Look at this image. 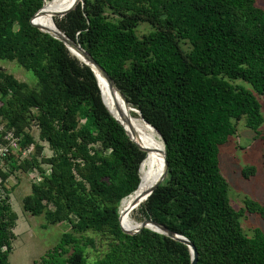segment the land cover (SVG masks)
Wrapping results in <instances>:
<instances>
[{
	"label": "trees",
	"instance_id": "1",
	"mask_svg": "<svg viewBox=\"0 0 264 264\" xmlns=\"http://www.w3.org/2000/svg\"><path fill=\"white\" fill-rule=\"evenodd\" d=\"M44 4L0 0V58L31 70L42 85L33 88L0 68V124L15 127L23 146L36 145L32 159L12 158L9 172L0 170V264H10L19 219L6 181L33 167L44 180L33 182L25 210L72 226L36 264H191L183 242L146 227L123 230L120 203L141 185L148 152L125 132L102 92L104 103L92 68L34 24L42 26L36 15ZM57 9L59 29L94 57L122 100L161 135L167 175L143 203L144 194L138 196L143 216L188 237L197 264H264V230L244 233L243 213L231 204L221 169V147L240 122L256 131L264 123L253 91L264 95V8L257 0H72ZM42 21L51 28L44 10ZM143 22L154 29L141 36ZM31 119L53 151L50 174L38 159L43 147L25 131ZM246 205L264 216V205L251 199ZM88 231L109 237L92 261L86 252L96 241L84 236Z\"/></svg>",
	"mask_w": 264,
	"mask_h": 264
},
{
	"label": "rangeland",
	"instance_id": "2",
	"mask_svg": "<svg viewBox=\"0 0 264 264\" xmlns=\"http://www.w3.org/2000/svg\"><path fill=\"white\" fill-rule=\"evenodd\" d=\"M257 4L264 8V0H257ZM55 10L57 13L58 9ZM109 15L115 18L119 17L114 13H109ZM152 29L154 27L150 22L140 23L137 27L141 36ZM184 48H188V44H184ZM0 68L14 74L18 79L28 83L33 88L38 90L42 88L34 73L16 61L0 58ZM235 82L242 83L252 89L251 85L245 80H236ZM253 91L262 104L264 115V95L258 94L255 90ZM34 112L32 111L31 115H34ZM25 131L31 133L35 138V142L43 147L37 151L42 166L51 168L48 158L53 155V151L47 141L40 139V131L35 119H31ZM236 133L221 147V169L229 182L228 194L231 204L236 210L243 213L240 218L243 231L246 235L252 237L256 229L264 230V216L260 213L250 212L246 205L248 199L264 205V123L259 131H256L247 127L245 120H242ZM157 134L160 136L159 132ZM250 167H254L255 172L245 175L243 170ZM6 184L12 190L13 207L19 215L15 228L17 237L14 240V251L10 255V264H36V261L40 260L50 248L60 242L63 233L71 230L72 226L67 220L50 223L44 214L33 215L25 210L23 201L31 193L33 184L27 169L21 168L17 172L11 173ZM144 200H142V203ZM122 204L123 201L120 203V211ZM140 208V204L134 206L131 217L142 222L146 218ZM84 236L95 239L96 244L94 246L89 245L86 253L89 260L97 259L103 254L102 252L106 248L105 244L109 241L107 233L88 231L84 233Z\"/></svg>",
	"mask_w": 264,
	"mask_h": 264
},
{
	"label": "bare ground",
	"instance_id": "3",
	"mask_svg": "<svg viewBox=\"0 0 264 264\" xmlns=\"http://www.w3.org/2000/svg\"><path fill=\"white\" fill-rule=\"evenodd\" d=\"M70 1L72 0H66V1L65 0H46L45 7H44V13L49 22L50 27L53 30L47 27L43 23L42 21L43 11L40 14L42 26L48 30L59 33V28L53 17V11L60 6L64 7ZM71 47H72L71 48L72 51L76 55L84 59L85 55L80 49L75 48L74 46H71ZM100 85H101L102 92L112 112L114 113V115L122 122V124L125 125V127L126 125L131 124L137 130H139L144 140L136 132H134V129L132 128V126L130 128L131 131L129 132L131 133L133 137H135L138 141L143 143L149 149L147 162H146V172L144 174L145 177L141 185L139 186V188L135 192H133L130 196L126 197L123 200V204L121 208V214H122L121 220L123 219L125 222L129 224H133L132 226H128L122 220L123 226L127 229H134L136 227H139L141 222L131 217V214H132L131 212L133 209L132 206L136 203L138 196L144 194L143 195V199H144L148 195V192L151 190L156 180L163 174L165 170V156L159 149L160 136L157 134V132H156V135H157V142H156L155 128H153L150 124H148L135 111V109L131 105L123 102L118 90L116 88H112L107 79H104V80L102 79V81L100 80Z\"/></svg>",
	"mask_w": 264,
	"mask_h": 264
},
{
	"label": "water",
	"instance_id": "4",
	"mask_svg": "<svg viewBox=\"0 0 264 264\" xmlns=\"http://www.w3.org/2000/svg\"><path fill=\"white\" fill-rule=\"evenodd\" d=\"M46 1V0H45ZM44 7H45V4L44 6L40 9V11L37 13L36 15V18H38L40 16V14L42 13V11L44 10ZM72 7V6H71ZM71 7H69L68 9H65V11H63V13L65 12H68L69 9H71ZM34 24H36L37 26H39L42 30L50 33L51 35H53L54 37L60 39L61 41H63L65 43V45L68 47V49L72 52V47L71 46H74L75 48H78L80 49L85 57L84 59H81L79 58L82 62H84L85 64H87L88 66H90L92 68V71H94L97 79H98V83H99V86H100V89H101V85H100V80L102 81V79H107L110 83V86L112 88H116L118 90V92L121 93L120 89L118 88V86L116 85V83L114 82V80L109 76V74L105 71V69L94 59V57L86 50L82 47V45H80L78 42H76L75 40L71 39L70 37H68L64 32H62L60 29H59V33H56V32H53L51 30H48L44 27H42L37 21L34 22ZM59 28V27H58ZM73 54V53H72ZM101 94H102V89H101ZM102 98H103V94H102ZM125 100V103L126 104H129L128 101L124 98ZM103 101H104V98H103ZM105 103V101H104ZM106 104V103H105ZM130 105V104H129ZM107 106V105H106ZM108 108V107H107ZM134 108V107H133ZM135 111L143 118L141 112L134 108ZM110 111V110H109ZM111 112V111H110ZM112 113V112H111ZM113 115V114H112ZM114 116V115H113ZM121 124L122 122L116 117L114 116ZM144 119V118H143ZM145 120V119H144ZM146 121V120H145ZM147 122V121H146ZM148 124H150L149 122H147ZM151 125V124H150ZM122 126H124L125 128V132L128 133V135L133 139L131 133L129 132V130L125 127L124 124H122ZM153 128H155L153 125H151ZM156 132L158 131L156 128H155ZM161 136V135H160ZM134 140V139H133ZM135 141V140H134ZM142 149H144L145 151L148 152V148L145 147V146H142L141 144H139L137 141H135ZM164 143V141H163ZM165 145V144H164ZM165 170L163 172V174L156 180L155 184L152 186L151 190L148 192V195L146 198H148L152 192L158 188V186L164 181V179L166 178V175H167V170H168V159H167V153H166V149H165ZM144 162V161H143ZM143 164V163H142ZM142 166V165H141ZM140 172H141V168H140ZM140 185V184H139ZM139 187V186H138ZM138 189V188H137ZM136 189V190H137ZM135 190V191H136ZM134 191V192H135ZM133 193V192H132ZM131 195V194H130ZM129 195V196H130ZM136 204V203H135ZM135 204L132 206L134 207ZM121 211H120V220H121ZM121 226L123 228V230L125 232H128V233H137L138 231H140L142 228H150L154 231H157L159 233H162L164 235H167L173 239H176L178 241H180L181 243L183 242L184 244H186L191 253L192 254V263L191 264H197L198 263V249L196 247V245L186 236H184L183 234L181 235L180 233L174 231V230H171L170 228L150 219V218H146L144 219L141 223H140V226L139 228H137L136 230H127L123 224H122V221H121Z\"/></svg>",
	"mask_w": 264,
	"mask_h": 264
},
{
	"label": "built area",
	"instance_id": "5",
	"mask_svg": "<svg viewBox=\"0 0 264 264\" xmlns=\"http://www.w3.org/2000/svg\"><path fill=\"white\" fill-rule=\"evenodd\" d=\"M81 123H84V120H81ZM0 130L4 133V139L2 142L0 141V170L9 172L12 158L23 161L25 159H32L36 154V145L31 143L23 146V136L15 131V127L6 128L4 124H0ZM44 169L47 174H50L52 171L51 168L44 167ZM28 174L34 183H39L44 180V174L37 167H33ZM0 180H2L1 176Z\"/></svg>",
	"mask_w": 264,
	"mask_h": 264
}]
</instances>
